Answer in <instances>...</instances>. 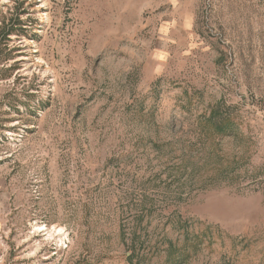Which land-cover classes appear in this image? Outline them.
<instances>
[{
    "label": "rangeland",
    "instance_id": "374dc122",
    "mask_svg": "<svg viewBox=\"0 0 264 264\" xmlns=\"http://www.w3.org/2000/svg\"><path fill=\"white\" fill-rule=\"evenodd\" d=\"M169 242L264 264V0H0V264Z\"/></svg>",
    "mask_w": 264,
    "mask_h": 264
},
{
    "label": "trees",
    "instance_id": "16d2710c",
    "mask_svg": "<svg viewBox=\"0 0 264 264\" xmlns=\"http://www.w3.org/2000/svg\"><path fill=\"white\" fill-rule=\"evenodd\" d=\"M224 124H225L224 122L220 123L216 127L217 130L220 131V132L226 131V129L228 128V125H224ZM177 225H178L179 229H185L186 230L185 231L186 232V239L185 240H187V241L190 240V235L188 233V228H189L190 224L187 221H185V220L179 219V220H177ZM133 244H132V247L134 248L135 245H133ZM182 250H183V248H179L177 246V243L169 242L168 251H169V254H170L169 257H170V259L172 261V264H182L184 262V260L187 259L185 257V255L182 254Z\"/></svg>",
    "mask_w": 264,
    "mask_h": 264
}]
</instances>
